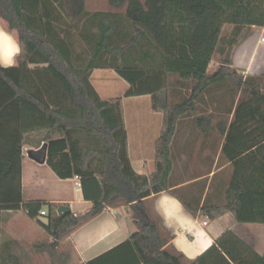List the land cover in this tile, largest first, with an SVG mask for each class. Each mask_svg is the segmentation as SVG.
<instances>
[{
	"label": "trees",
	"instance_id": "16d2710c",
	"mask_svg": "<svg viewBox=\"0 0 264 264\" xmlns=\"http://www.w3.org/2000/svg\"><path fill=\"white\" fill-rule=\"evenodd\" d=\"M109 4L126 14L90 13L86 0H0V19L18 34L19 46L15 65H0V264H20L16 241L2 240L4 212L24 210L58 242L106 209L124 206L138 227L125 243L138 251V264H184L182 255L164 249L147 213L144 201L155 194L170 192L210 220L231 212L240 224H264V76H245L231 61L252 29L264 27V0ZM226 26L232 30L223 35ZM216 55L220 65L210 73ZM97 70L116 72L130 86L125 98L149 96L152 110L164 116L152 174L133 168L123 99L100 96L92 83ZM172 76L182 88L171 89ZM226 83L236 89L225 111L232 120L215 123L213 114L198 116L218 106L213 91ZM189 84L190 93H181ZM173 92L182 95L178 102H171ZM239 94L246 97L237 99ZM182 129L204 135L213 153L218 133L224 138L218 168L230 164V178L214 177L202 206V195L189 198L184 190H171L177 160L172 147ZM44 144L54 174L79 180L83 198L92 202L85 213L75 215L66 206L70 211L60 214L56 204L24 202L23 148ZM44 206L47 221L39 218ZM191 264H264V254L228 230Z\"/></svg>",
	"mask_w": 264,
	"mask_h": 264
},
{
	"label": "crops",
	"instance_id": "0c3cea01",
	"mask_svg": "<svg viewBox=\"0 0 264 264\" xmlns=\"http://www.w3.org/2000/svg\"><path fill=\"white\" fill-rule=\"evenodd\" d=\"M5 38L7 50L3 49L5 51H3L4 56L2 54L0 56V65L9 67L13 66L15 62L19 53V46L17 42H13V40L11 42L9 38ZM263 39L264 27H254L249 36L234 48L231 55L232 68L245 76H264ZM162 126L163 124H160V128L158 127L160 132L154 138L150 140L149 136L143 134L134 140V145L127 129L129 156L133 168L138 174L150 175L154 172L155 146L160 137ZM192 137V135L186 133L184 136H180L177 139V144L172 147V152L175 153L177 160L172 173L175 186L171 190H184L189 198L192 195L195 196V194L202 195V201L200 202V206H202L211 188L213 178L215 177L218 180V177L228 170V177H219L222 181H228L231 167L230 164H224L221 168H218L224 138H220L219 148L216 153H213L210 145L206 143L204 135L196 134L194 136L196 143L193 146H187L185 143ZM216 138L217 135L214 134L208 139L211 142ZM29 150L37 149L25 145L23 148V162L25 158H29L27 155ZM146 159H149V161ZM40 165L41 167L47 166L46 164ZM174 174L177 177H173ZM73 180L77 181V187L79 183L77 178L62 181ZM78 189L81 191V188ZM45 201L61 206L72 202L63 190L59 191L54 198ZM213 201L218 202V198L215 197ZM24 202L31 201L24 200ZM83 204L87 206L86 210L74 212L75 215L85 213L92 207V202L85 199ZM144 204L150 218L160 229L164 240V249L173 255H182L184 264H191L195 261L228 230L236 233L260 254H264V252H260L262 251L260 250L261 242L256 238L257 231L253 226L256 224H240L231 212L225 213L216 220H210L202 217L201 213H192L176 196L167 191L146 198ZM22 211L4 212L2 214L3 241L17 240L18 233L26 238L29 232L37 233V229L42 232L40 227L27 216L26 212L23 213ZM137 228V225L128 214V208L119 206L106 209L68 235L66 240L73 246L75 264H138L141 260L138 251L134 246L125 244L132 234L137 231ZM261 249L264 251L262 246Z\"/></svg>",
	"mask_w": 264,
	"mask_h": 264
},
{
	"label": "rangeland",
	"instance_id": "374dc122",
	"mask_svg": "<svg viewBox=\"0 0 264 264\" xmlns=\"http://www.w3.org/2000/svg\"><path fill=\"white\" fill-rule=\"evenodd\" d=\"M145 2V0H141ZM86 9L90 13L103 11L110 13H117L119 15H125L126 9H115L110 6L109 0H86ZM232 30V27L225 28L223 35H228ZM9 38L12 42L17 41L18 34L16 32H10L8 29V24L0 19V56H4L3 51L7 50L6 38ZM5 46V47H4ZM5 49V50H3ZM6 60V59H5ZM221 58L219 55H216L213 59V62L210 65L209 72H215L220 65ZM15 65V62L14 64ZM92 83L95 86L96 90L104 100H109L112 98H122L124 102V111L125 118L127 123V129L129 135L132 139L134 145V140L139 138L141 135L145 134L149 136L151 140L155 135L160 132V124H163L164 116L162 114L155 113L152 110V100L149 96L144 97H134V98H125V93L129 89V84L121 79L116 72L113 70H97L93 74ZM171 89L178 87L182 88L177 84V78L172 76L169 79ZM188 90L181 93L189 94L190 88L192 85H187ZM233 93H236V89L232 84L226 83L218 88H215L213 91L214 95L218 96V106L214 104L213 108L205 109L204 111H199L198 116L200 115H210L213 114V117L216 122L222 120L231 121L233 116L229 113H226L227 108L232 104ZM239 97L245 98L246 95L239 94ZM184 97V96H183ZM172 103L178 102L182 95L179 97L176 93H172ZM218 107V110H216ZM205 108V107H202ZM229 114V115H228ZM182 134L185 135L184 129H182ZM193 133V132H192ZM179 136V137H180ZM194 136V134H193ZM188 141V139H187ZM221 139L218 133V145H220ZM151 142V141H150ZM212 142V141H211ZM209 141V144L211 143ZM196 143V139L192 137L188 144L193 146ZM30 158H25L22 166V185H23V195L25 201L32 200H42L54 198L57 196L59 191L63 190L67 195L69 200L72 202L67 205L70 210L74 212H83L86 210L87 206L83 204V197L81 191L76 187V180L73 181H62L60 180L54 172L48 167H41L40 164L36 163ZM149 161V159H146ZM224 178L229 176V171L226 170L222 173ZM221 175L219 177H222ZM174 177H177L174 174ZM218 177V178H219ZM217 186V180L214 184V190ZM71 204V205H70ZM61 205H56L54 207L55 213L59 212ZM44 209L49 212L48 206H44ZM24 213V210L22 211ZM42 221H47L46 216L39 217ZM27 221V220H26ZM255 231H257V239L260 243V252H264V224L253 225ZM36 232H29L26 238L22 237L21 233H18L17 247L15 249L17 255L20 258V264H75L74 260V249L71 243L64 238L60 239L58 242H55L52 237H50L44 231L36 230ZM20 234V235H19ZM25 235V236H26ZM262 244V245H261Z\"/></svg>",
	"mask_w": 264,
	"mask_h": 264
},
{
	"label": "water",
	"instance_id": "95a60500",
	"mask_svg": "<svg viewBox=\"0 0 264 264\" xmlns=\"http://www.w3.org/2000/svg\"><path fill=\"white\" fill-rule=\"evenodd\" d=\"M46 148H47V145L44 144L43 147L39 150H29L27 152V155L31 160L35 161L38 164H42V165L46 164V159H47ZM69 211L70 210L66 206H62L59 209L60 214L68 213Z\"/></svg>",
	"mask_w": 264,
	"mask_h": 264
},
{
	"label": "built area",
	"instance_id": "2783aa9c",
	"mask_svg": "<svg viewBox=\"0 0 264 264\" xmlns=\"http://www.w3.org/2000/svg\"><path fill=\"white\" fill-rule=\"evenodd\" d=\"M263 41H264V39H263ZM77 187L78 188H81V184H80V182L77 184ZM40 215L41 216H46V211L45 210H42L41 212H40ZM206 224V223H205Z\"/></svg>",
	"mask_w": 264,
	"mask_h": 264
}]
</instances>
